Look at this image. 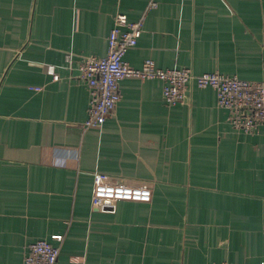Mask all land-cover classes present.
<instances>
[{
  "label": "crops",
  "instance_id": "obj_1",
  "mask_svg": "<svg viewBox=\"0 0 264 264\" xmlns=\"http://www.w3.org/2000/svg\"><path fill=\"white\" fill-rule=\"evenodd\" d=\"M120 14L146 15L134 69L264 82V0H0V264L54 237L59 264H264V124L236 130L212 88L169 105L162 82L128 78L85 128L79 67L107 56ZM95 173L152 202L93 208Z\"/></svg>",
  "mask_w": 264,
  "mask_h": 264
},
{
  "label": "built area",
  "instance_id": "obj_2",
  "mask_svg": "<svg viewBox=\"0 0 264 264\" xmlns=\"http://www.w3.org/2000/svg\"><path fill=\"white\" fill-rule=\"evenodd\" d=\"M157 6V3L151 4V8ZM145 18L146 15L139 22L132 23L126 15H118L108 39L107 56L88 57L82 61L79 77L91 91L86 129L104 125L114 115L121 101L120 83L128 78L162 82L163 96L169 105L184 102L188 87L194 83L200 89L212 88L217 106L229 112L230 123L236 130L254 133L264 124V82L243 81L220 73L196 75L192 68L162 70L152 60L146 61L141 69L132 68L125 57L138 45ZM67 62H72L71 56L67 57ZM48 74L55 81L59 79L55 67H49ZM93 183V208L102 209L121 202L150 204L153 199L148 185L135 187L114 182L109 175L101 173L93 175ZM54 241L59 245L46 240L31 244L22 264H59L63 237H54Z\"/></svg>",
  "mask_w": 264,
  "mask_h": 264
}]
</instances>
